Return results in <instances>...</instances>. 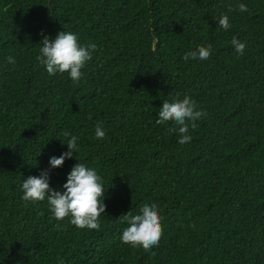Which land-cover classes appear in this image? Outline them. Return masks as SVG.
Returning a JSON list of instances; mask_svg holds the SVG:
<instances>
[{
  "label": "trees",
  "instance_id": "16d2710c",
  "mask_svg": "<svg viewBox=\"0 0 264 264\" xmlns=\"http://www.w3.org/2000/svg\"><path fill=\"white\" fill-rule=\"evenodd\" d=\"M60 31L97 45L77 82L36 59ZM209 44L207 60L183 59ZM186 95L206 115L180 144L173 122L156 121L164 100ZM71 136L78 150L49 184L63 192L75 164L95 169L99 231L56 221L47 198L22 199L24 179ZM145 204L163 228L147 252L121 241L119 220ZM61 261L264 264V0H0V264Z\"/></svg>",
  "mask_w": 264,
  "mask_h": 264
},
{
  "label": "clouds",
  "instance_id": "9594fccd",
  "mask_svg": "<svg viewBox=\"0 0 264 264\" xmlns=\"http://www.w3.org/2000/svg\"><path fill=\"white\" fill-rule=\"evenodd\" d=\"M231 10V9H230ZM238 10L247 12L245 4L238 5ZM218 26L227 30L229 19L227 15H221L218 18ZM43 46L40 48V54L36 59L46 67L50 76L57 73L67 72L71 80L79 81L81 69L85 63L92 58V53L97 49L95 43L81 45L78 38L71 32L60 31L54 39L50 40L47 36L43 38ZM231 44L235 51L243 54L246 45L233 37ZM212 45L207 47L200 46L196 50L185 53L183 59L207 60L211 55ZM11 64H15V59L7 57ZM206 113L197 110V105L189 96L176 99L173 102L164 100L159 113L157 124L173 122L174 127L169 128V132H177L180 136L179 143L185 144L191 141L192 137L188 135L189 128L198 127L196 121L200 120ZM69 136L68 132L64 133ZM106 133L101 126L95 129V137L103 139ZM77 136H71L67 141L68 151L63 152L59 157L52 156L49 159V168L42 170L39 176H29L24 179L21 190L22 199L25 201H44L50 206L52 217L56 221L69 218V222L80 229H91L99 231L101 225L99 218L105 213L106 205L102 202L104 196V187L102 177L99 176L95 169L88 168L82 163H77L68 173L67 181L63 185L64 191H57L50 187L49 172L52 168L61 167L66 158H71L78 150ZM121 223L127 224L121 234V241L132 246H142L147 252L154 246H158L163 228L160 223V216L155 204H145L140 210V214L133 215L129 211L126 215L119 217ZM60 230L61 225L53 226ZM154 254V253H153ZM63 264V261H61Z\"/></svg>",
  "mask_w": 264,
  "mask_h": 264
}]
</instances>
